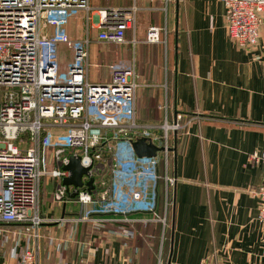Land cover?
<instances>
[{"label": "crops", "instance_id": "0c3cea01", "mask_svg": "<svg viewBox=\"0 0 264 264\" xmlns=\"http://www.w3.org/2000/svg\"><path fill=\"white\" fill-rule=\"evenodd\" d=\"M91 3L90 81V66L100 68L94 43L102 41L98 34L104 27L98 11L136 5L135 29L127 31V41L114 56L110 51L103 58L135 64L138 121L161 122L166 100L170 117L179 112L184 119L172 163L177 177L173 211L167 225L153 221L162 225L156 245V235L145 232L141 221L151 214L128 216L131 221L125 225L137 236L124 245L126 240L115 234L117 216H96L105 225L101 228L79 222L85 209L96 205L82 206L71 193L66 203H56L54 180L47 179L41 204L44 215L56 221L42 225L40 264H264V225L257 220L259 198L254 194L264 179V162L252 159L264 149V24L258 44L247 49L229 35L222 0ZM86 26L70 36L86 38ZM151 26L160 28L158 41L147 38ZM133 46L134 56L129 51ZM67 61L62 59L64 67ZM105 72L107 81L109 67ZM63 217L65 222L57 221ZM2 259L0 264L5 263Z\"/></svg>", "mask_w": 264, "mask_h": 264}, {"label": "built area", "instance_id": "2783aa9c", "mask_svg": "<svg viewBox=\"0 0 264 264\" xmlns=\"http://www.w3.org/2000/svg\"><path fill=\"white\" fill-rule=\"evenodd\" d=\"M135 2L137 0H134ZM166 5L171 0H162ZM229 35L240 47L258 44L264 24V0H222ZM71 9L86 11V38H72L66 29ZM138 7L100 8L102 41L123 44L136 27ZM91 0H0V246L11 241L15 264H40L41 228L56 220L44 215L42 185L54 180L53 200L68 201L64 169L70 157L91 166L95 188H79L77 200L85 209L78 221L104 227L96 216L114 215L115 234L127 240L137 236L126 226L132 214H151L141 221L167 223L160 212L168 207L177 183L172 173L175 135L182 114L170 117L166 100L163 120L142 125L137 118L139 73L135 64H110V79H89V24ZM147 38L160 39L151 26ZM70 53L65 67L62 47ZM146 137L158 150L139 156L133 142ZM264 162V149L252 155ZM89 180L84 176V182ZM259 198L257 220L264 225V179L254 189ZM173 205V199L170 200ZM58 222H65L63 217ZM16 224V225H15ZM82 248L83 244H82ZM11 264V263H5Z\"/></svg>", "mask_w": 264, "mask_h": 264}, {"label": "rangeland", "instance_id": "374dc122", "mask_svg": "<svg viewBox=\"0 0 264 264\" xmlns=\"http://www.w3.org/2000/svg\"><path fill=\"white\" fill-rule=\"evenodd\" d=\"M86 11L85 10H81V9H71L69 12V22L66 25V29L68 31V33L71 35L73 33L74 30H76V33L79 34L80 29H83L84 26L86 25L87 22V18H86ZM74 35V34H73ZM98 49H99V62H100V68L94 67L93 65L90 66V72H91V80L95 81L97 83H101L104 82V75H105V68L108 67L109 63H114L117 60H113L111 62L108 63V61L106 60V58H103V55H105L107 52H113L111 54V56H114V51L116 50V48L118 47V45H120L119 43H115V42H108V41H97L96 43H94ZM130 51V55L134 56L135 54V50H134V46L133 48L129 49ZM66 56V50H62L61 51V57L64 58ZM140 124L142 125H147L150 124V120H145L141 122L139 121ZM173 199V193L171 191L170 194V199H169V203H168V207L165 208V205L163 203V210L160 211L162 214H165L167 216V223L168 224L172 211H173V205L171 203L170 200ZM146 229L148 231H151L152 234L156 235V238H153L154 244L158 243V239L162 233V225L158 224L157 222H153V221H149L148 224L145 225ZM168 237V233L166 232V238ZM155 244V245H156ZM13 247V242H10L6 245V247H0V257H3V261L5 263H14L15 259L10 255L11 249ZM4 263V264H5Z\"/></svg>", "mask_w": 264, "mask_h": 264}, {"label": "water", "instance_id": "95a60500", "mask_svg": "<svg viewBox=\"0 0 264 264\" xmlns=\"http://www.w3.org/2000/svg\"><path fill=\"white\" fill-rule=\"evenodd\" d=\"M177 136L175 135V146L173 147V151L175 155L177 154L178 149V141ZM133 146L135 148L136 153L139 156H153L156 155L158 147L146 137H141L135 142H133ZM64 169L70 172L69 176L64 177V184L67 186L68 190H71V186L74 187L72 191H70L71 196L78 195L79 188L83 186H87V189L92 192L95 188L94 177L90 176L91 166L85 167L81 164V158L75 155L70 157V161L68 164L64 165ZM88 176L89 180L85 183L84 176Z\"/></svg>", "mask_w": 264, "mask_h": 264}, {"label": "trees", "instance_id": "16d2710c", "mask_svg": "<svg viewBox=\"0 0 264 264\" xmlns=\"http://www.w3.org/2000/svg\"><path fill=\"white\" fill-rule=\"evenodd\" d=\"M173 93V92H172ZM182 120H184V119H181L180 121H182ZM160 211H162L161 209H160ZM159 224V223H158ZM0 225H5V224H0ZM16 225V224H15ZM136 228V227H135ZM145 229V232L146 231H148L146 228H144Z\"/></svg>", "mask_w": 264, "mask_h": 264}]
</instances>
